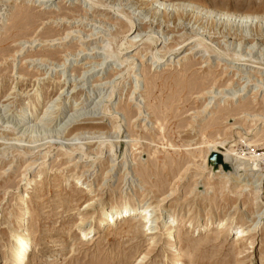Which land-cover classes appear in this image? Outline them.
Here are the masks:
<instances>
[{
	"label": "rangeland",
	"instance_id": "rangeland-1",
	"mask_svg": "<svg viewBox=\"0 0 264 264\" xmlns=\"http://www.w3.org/2000/svg\"><path fill=\"white\" fill-rule=\"evenodd\" d=\"M142 1L0 0V264H10L26 207L27 264H171L169 214L184 264H264V23L214 28L216 14L203 13L193 35L209 51L197 53V39L175 52L173 29L162 19L151 27ZM196 1L264 9V0ZM239 138L238 153L257 152L263 175L228 167L230 185H247L241 197L219 176L225 148L208 156L203 144ZM26 173L36 180L22 203ZM126 202L153 222L96 226ZM208 218L223 221L208 227ZM81 222L94 238L79 239ZM241 222L239 240L231 229Z\"/></svg>",
	"mask_w": 264,
	"mask_h": 264
},
{
	"label": "bare ground",
	"instance_id": "bare-ground-1",
	"mask_svg": "<svg viewBox=\"0 0 264 264\" xmlns=\"http://www.w3.org/2000/svg\"><path fill=\"white\" fill-rule=\"evenodd\" d=\"M39 1L40 2H43V1L50 2L51 0H39ZM142 2H144L143 4L148 3L147 7L149 10L152 11L151 20H150V26L151 27H153L154 23L157 22L155 29L159 28V25L161 26V24H162V23H160L159 19L160 20L162 19L164 21L163 24H165V26H167V29H169V28L173 29L172 34H174V35L176 34V35L172 38V40H174V42H176L175 46H179V48L175 49V46H174V47H170V49H173V51L175 50V52L180 50L182 48V46L187 41L197 40V39L199 41L198 45L196 46L197 47L196 48L197 53H204V52L209 51L210 45L208 46V44L204 40H201L200 36L198 37L197 34L193 35V31H194V28L196 27V25H198V24H200V26L204 25L205 17H203V18L200 17L203 13L205 14L203 16L209 15L210 17H212V15H214V14H216V16H219L218 21H216V16L211 21L210 25L214 28H216L217 25H218V27H219V25L224 26V27H227L229 25L231 26L232 22L236 23L237 20L243 21V23H244V21H246V23H248V22L253 23L254 21H257L258 22L257 26H259V27L262 26V24L264 23V9L242 8V7L234 8V7H228V6L219 4V3L199 5L200 3H197L198 1H196V0H143ZM157 4H159L160 6L156 7ZM223 18L227 19V21H225V20L222 21ZM229 20L231 21V23H227ZM209 21L210 20H208V22H207L208 24H209ZM187 22H188V24H187ZM171 23L174 25L173 27H170ZM192 23H193L192 27L189 28V26ZM252 23H251V26L253 25ZM134 24L131 23V25H130L131 27H130L128 32H131L134 29V26H135ZM138 25H139L140 29H143V28L149 29L150 28V27L146 28V24H138ZM200 26H198V28ZM137 28H138V26H137ZM137 28L135 29L136 31H137ZM161 29H162V26H161ZM150 30H152V29H150ZM132 33H134V30L132 31ZM132 35H129V36H132ZM243 38H245V37H243ZM147 40L150 42L149 43L150 45L157 42L153 38H148ZM212 43H214V41ZM136 44H137V41H136L135 37L133 40H131V39L127 40V45H128L127 47H132ZM210 51H213V50H210ZM108 55H107V58L109 59L110 57ZM166 55H167V53L165 52L164 56L159 57V59L163 60ZM235 59H236V61L237 60L239 61L240 57L237 56V54H236ZM35 108H37V104L35 105L34 109ZM212 112H214V111H212ZM24 117L26 118L25 115H24ZM28 117L26 119L29 120ZM24 120L25 119L24 118L22 119V117H21L20 121L24 122ZM28 120H26V121H28ZM241 139L242 138H239V141L231 142L230 147L227 146L226 141L219 143V142H217V140H212L210 143H207V142L203 143L207 146L212 145L211 148H209V151H207L208 156L211 155L212 150L221 152L220 149L225 148V153L223 152V165H222V167H220L221 169L223 168V171L220 172V175H219L220 178L222 179L223 185L229 186L230 185L229 183L232 180L236 179V178H232L230 176H226L227 173H225V171L230 166H231V168H234L235 170H242L243 175L251 173V175H253V177L251 176V178H250L251 180L255 177L256 173L258 174V181L257 182H260L261 178H263V175H261L260 172L258 171V169L261 167H257V163H258L257 161H259L260 155L258 156L257 152L251 153L249 156H246V155L241 156V154L238 153L237 148L240 147V144L244 143V140L243 139L241 140ZM102 145H104V144L101 143L100 148ZM67 155H69V153H67ZM46 157H47V155H46ZM221 163H222V161H221ZM203 168L205 169L207 167H203ZM28 174L29 173L24 174L23 178L21 180L23 182V186L25 187V191L21 192L18 197H19V201L22 203L23 202L25 203V201L28 199L29 189L31 188L30 185L32 184L33 181L36 180V176H33V179H31V177H29ZM38 174L39 175L37 177L40 176V173H38ZM233 175H237V174L234 173ZM249 176L250 175H248V177ZM184 177H185V174L181 176V179L183 180ZM238 180H240V183H236L235 185L231 184L230 189H232L233 194L241 197L242 193L244 191V188L246 189L247 185L243 184V181H241V178H238ZM89 206H91V205H88L87 207H89ZM144 210H145L144 206L141 207L140 205H133L130 202H126L123 205L116 206V207L114 206L110 210H105L103 212L101 211L102 213L98 216L97 219H95L94 222H95L97 227L113 226V225H116L119 220H122L124 218H133L134 219V218H137L139 215H142L143 220L146 222L145 224L147 225L150 222L151 223L153 222V216L149 215L150 212L147 209L145 210V212H144ZM163 210H164V207H163ZM31 212L32 211L30 209H28L27 207L23 208V210L21 211V213L17 217V220L19 221L18 223H19L20 228L18 230H16L12 235L13 241L11 243V249L9 248L11 250L10 264H27L29 261L33 237H32V234L29 230V227L26 226V223H28L27 221L31 215ZM143 213H145V214H143ZM222 221L223 220H220L219 218H217L215 220L212 218H208L207 226L208 227L220 226ZM178 222H179L178 219L174 215L169 214L166 217V219L162 222L163 227L161 226L162 228L165 229L163 232H165V235H166V243L173 250V253H174L172 256V259H171V264H184L183 256L179 253V251L176 250L177 249L176 243L178 240L176 237L177 235H176L175 230H176V226H177ZM240 224L241 225H236V227H234L232 229L230 228V229L232 232L234 230H236V235H238V239L242 240L244 238V233L246 230L243 229L244 224L242 222ZM78 229H79V239L80 240L89 241L92 238H94L93 237L94 236L93 235L94 234L93 228H91L88 225H84L83 222H81L78 225ZM150 229L151 228H147L148 231ZM161 230H163V229H161Z\"/></svg>",
	"mask_w": 264,
	"mask_h": 264
},
{
	"label": "water",
	"instance_id": "water-1",
	"mask_svg": "<svg viewBox=\"0 0 264 264\" xmlns=\"http://www.w3.org/2000/svg\"><path fill=\"white\" fill-rule=\"evenodd\" d=\"M217 158H218L219 163H221V161H222L221 156L218 155Z\"/></svg>",
	"mask_w": 264,
	"mask_h": 264
}]
</instances>
